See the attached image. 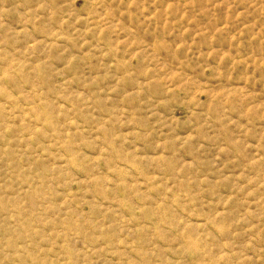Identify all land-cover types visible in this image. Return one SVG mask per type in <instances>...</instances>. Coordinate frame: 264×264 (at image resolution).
Returning a JSON list of instances; mask_svg holds the SVG:
<instances>
[{
  "label": "rangeland",
  "instance_id": "obj_1",
  "mask_svg": "<svg viewBox=\"0 0 264 264\" xmlns=\"http://www.w3.org/2000/svg\"><path fill=\"white\" fill-rule=\"evenodd\" d=\"M0 264H264V0H0Z\"/></svg>",
  "mask_w": 264,
  "mask_h": 264
}]
</instances>
